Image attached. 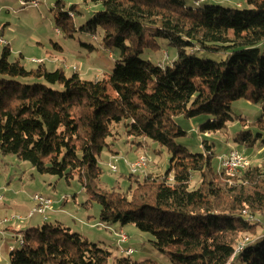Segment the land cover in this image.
Returning a JSON list of instances; mask_svg holds the SVG:
<instances>
[{"label": "trees", "instance_id": "16d2710c", "mask_svg": "<svg viewBox=\"0 0 264 264\" xmlns=\"http://www.w3.org/2000/svg\"><path fill=\"white\" fill-rule=\"evenodd\" d=\"M78 1L101 8L76 28L74 9L64 11L59 1L51 10L56 29L66 39L75 32L100 35L105 48L117 51L114 68L93 81L77 73L67 77L62 68L50 71L43 61H31L36 67L28 69L10 61L5 45L0 154L67 184L77 179L89 201L99 204V223L133 225L149 234L152 247L171 264H264V224L247 217L264 216V170L250 164L226 179L215 169V143L203 141L204 152L191 153L176 143L187 134L174 121L206 115L199 132L213 135L238 124L237 147L264 148V0H244L250 7L244 10L194 9L185 0ZM157 40L176 50L171 65L140 59L145 50L159 49ZM187 50L225 58L205 61ZM240 100L258 106L260 117L232 115L233 102ZM120 133L138 149L150 143L165 149L169 165L164 173L129 175L125 192L102 190L98 158L104 150L117 154L111 147ZM45 222L23 233L9 264H109L106 249L59 222ZM247 235L251 239L234 256ZM116 264L157 263L121 258Z\"/></svg>", "mask_w": 264, "mask_h": 264}, {"label": "rangeland", "instance_id": "374dc122", "mask_svg": "<svg viewBox=\"0 0 264 264\" xmlns=\"http://www.w3.org/2000/svg\"><path fill=\"white\" fill-rule=\"evenodd\" d=\"M21 1L26 2V6H21L19 0H0V38L9 46L10 61L18 59L23 66L31 69L36 67L30 63L32 60H41L50 71L62 68L67 77L77 73L83 80L90 81L101 80L111 72L118 58L117 51L113 48H105L100 35L91 37L88 34L75 32L71 38H64L55 27L54 12L51 11L55 3L59 1L63 3L64 11L71 6L75 11L71 20L78 28L94 18L95 13L101 8L100 5H83L78 0H39L37 5L33 6L31 2ZM195 1L185 0V4L194 9L209 5L238 10L250 9L244 0H197V3ZM156 43L159 49L145 50L140 59L162 67L171 65L176 59V50L165 40H157ZM261 45L260 49L263 50L264 43ZM3 47L5 46L0 45V57ZM186 52L205 61L219 62L225 58L223 54L195 50ZM231 112L232 115L246 118L249 121L260 117L261 114L258 106L242 100L233 102ZM208 120L209 117L206 115L192 119L176 117L174 121L187 134L179 138L176 143L186 147L191 153H203V141L209 144L215 143L213 152L216 155L214 160L216 170H220V158L234 149L246 157L251 165H259L264 170L263 147L256 145L254 148H245L234 144L233 137L239 128L238 124L230 125L226 130L215 135L201 134L199 127ZM114 139L116 143H113L111 148L117 154L104 150L98 158L102 175L97 185L102 190L116 189L125 192L129 185L127 181L129 175L135 177L148 173L159 174L164 173L168 168L170 156L165 149L151 143L149 149H138L134 142H130L123 133L119 136L115 135ZM153 148L158 149L159 153L152 152ZM140 155L148 159L147 166L142 169V172L130 173V164ZM113 157H118L114 158L117 159L116 173L111 172L108 165ZM194 181L193 179L192 184ZM0 187L6 189L5 192L0 191L2 196V201H0V264H9V253L19 249L21 244L19 240L23 233L30 227H36V223L41 226L44 221L48 224L59 222L64 227L70 228L72 232L87 238L89 242L106 249L111 254L109 264H116L117 259L121 258H128L131 262L150 260L157 264H171L165 255L152 247L150 241L153 238L149 234L138 231L133 225L120 228L118 224L99 223L100 206L95 200L89 201V196L77 179L67 184L64 179L59 180L54 176L37 173L27 162L18 160L15 156L0 154ZM35 194L52 200V207L45 219L39 215L27 219L28 212L33 206L32 197ZM4 195L5 201L3 202ZM8 202L18 204L19 208L9 205L8 209L2 204H8ZM244 214L246 215V212ZM15 216L23 219L3 222L5 218ZM247 217L254 223L264 224V216L249 215ZM259 231L263 233L264 227ZM121 236L125 237L124 241L121 240ZM244 238L251 239L249 235ZM129 249H133L134 253L128 257L126 251Z\"/></svg>", "mask_w": 264, "mask_h": 264}, {"label": "built area", "instance_id": "2783aa9c", "mask_svg": "<svg viewBox=\"0 0 264 264\" xmlns=\"http://www.w3.org/2000/svg\"><path fill=\"white\" fill-rule=\"evenodd\" d=\"M39 0H36V4ZM58 32V31H57ZM0 45H7V43L0 38ZM32 62L35 63H41V61L38 60H32ZM118 158V157H117ZM116 161L117 159L111 160V162L108 164L110 168H114V172L117 171L116 168ZM142 161H148V159L144 156ZM219 167L220 169H226V171L231 172V168H238V172L242 171V168H245L247 166L246 164V157H244L239 151L234 149V161H226V156H223L219 160ZM136 165H141V163H132L129 166V172L135 174V166ZM0 201H2V196L0 195ZM32 202L33 206L28 212L27 219H31L36 215H39L43 219H45L47 212L51 209L52 207V200L48 197H38V194H35L32 197ZM23 218L20 216H15L12 218H5L3 220L4 223H7L9 221H14V220H22ZM121 240L124 241L125 237L121 236ZM246 245V244H245ZM244 245V246H245ZM243 248V247H240ZM239 248V249H240ZM125 252V251H123ZM133 249H129L126 251L127 256H131L133 254ZM124 254V253H123Z\"/></svg>", "mask_w": 264, "mask_h": 264}, {"label": "bare ground", "instance_id": "6f19581e", "mask_svg": "<svg viewBox=\"0 0 264 264\" xmlns=\"http://www.w3.org/2000/svg\"><path fill=\"white\" fill-rule=\"evenodd\" d=\"M20 5L21 6H26V2H23V1H20ZM31 5L33 6H36V1H33L31 2ZM38 61H41V60H38ZM42 63V61H41ZM113 158H117V157H113ZM144 158L143 155H140L137 157V159L133 162V163H141V165H136L135 166V173H139V172H142V169H144L147 164H148V161H142ZM226 161H234V150H231L228 152V154L226 155ZM246 164L247 166L245 168H242V171L246 170L249 168L250 166V161L246 158ZM111 172L113 173H116L114 172V168H110ZM222 171V173L224 174V176L231 180L233 179L239 172H238V168H231V172L230 171H226V169H220ZM38 197H45V196H42V195H38ZM20 243L22 244V238L19 240ZM249 241V238H244L236 247L235 249V252H234V256L241 252L243 249H244V245ZM240 247H243V248H240ZM240 248V249H239Z\"/></svg>", "mask_w": 264, "mask_h": 264}, {"label": "crops", "instance_id": "0c3cea01", "mask_svg": "<svg viewBox=\"0 0 264 264\" xmlns=\"http://www.w3.org/2000/svg\"><path fill=\"white\" fill-rule=\"evenodd\" d=\"M0 191H2V192H5L6 191V189L5 188H3V187H0ZM9 196V195H8ZM5 201V195H4V199H3V202ZM2 204H4L5 205V207L6 208H8L9 209V205H11V206H15V208H19V206H18V204H13L12 202H8V204H5V203H2ZM55 211V210H54ZM53 211V212H54ZM55 212H57V211H55ZM11 224V223H10ZM36 225L38 226V224L36 223ZM32 226V225H31ZM13 229V228H12Z\"/></svg>", "mask_w": 264, "mask_h": 264}]
</instances>
